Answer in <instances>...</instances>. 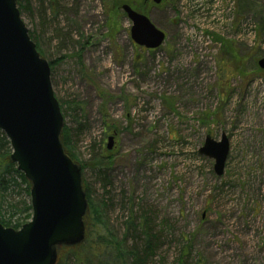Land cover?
Segmentation results:
<instances>
[{
  "label": "rangeland",
  "instance_id": "obj_1",
  "mask_svg": "<svg viewBox=\"0 0 264 264\" xmlns=\"http://www.w3.org/2000/svg\"><path fill=\"white\" fill-rule=\"evenodd\" d=\"M17 1L42 58L62 60L51 68L54 94L104 211L106 228L89 223L90 241L108 229L143 253L145 236L126 223L146 214L154 248L143 264H178L183 254L186 264H264V0L150 4L146 14L167 36L154 51L133 43L122 11L110 25L102 0ZM224 41L244 73L225 74ZM223 135L230 153L219 177L199 151ZM112 136L100 174L91 163ZM25 190L7 193L2 214L28 200Z\"/></svg>",
  "mask_w": 264,
  "mask_h": 264
},
{
  "label": "water",
  "instance_id": "obj_2",
  "mask_svg": "<svg viewBox=\"0 0 264 264\" xmlns=\"http://www.w3.org/2000/svg\"><path fill=\"white\" fill-rule=\"evenodd\" d=\"M122 11L132 23L130 36L137 46L157 50L165 43L166 34L149 16L127 4ZM258 66L264 70V59ZM64 127L49 62L31 39L17 0H0V130L10 142L11 162L31 184L32 206L31 221L20 230L0 223V264H57L59 248L86 240L89 204L83 170L64 150ZM199 152L215 160L214 171L222 177L230 153L227 136L220 142L207 136Z\"/></svg>",
  "mask_w": 264,
  "mask_h": 264
},
{
  "label": "trees",
  "instance_id": "obj_3",
  "mask_svg": "<svg viewBox=\"0 0 264 264\" xmlns=\"http://www.w3.org/2000/svg\"><path fill=\"white\" fill-rule=\"evenodd\" d=\"M166 0L163 1L165 3ZM105 9L110 13V25H116L115 13H120L122 6L124 4L130 5L134 10L142 13H147V7L151 3H147L145 0H102ZM20 12L22 14L24 7L19 5ZM114 19V20H113ZM30 36L33 41L36 42L34 36L30 33ZM223 41V40H220ZM37 49L42 55L39 43L36 42ZM222 52L224 53V58H226V64L229 68L224 69L225 74L227 75L229 71H232V74L243 72V66L241 64V59L237 56V51L234 46L224 41L222 46ZM228 58V60H227ZM61 59L54 61L51 64L52 70L61 63ZM244 73V72H243ZM242 74V73H241ZM61 104V103H60ZM66 105V104H64ZM64 105H61L62 112L64 114ZM72 131L66 125L62 133V144L65 152L72 158L74 162L77 163L76 157L72 154ZM107 148L103 150L102 157L96 158L91 166L93 169L98 170L101 174L104 170L110 166L111 161H109V156H105L107 153ZM110 153V152H109ZM12 154L11 145L6 135L0 130V223L6 228H13L15 230L21 229L26 223H28L32 218V206L30 200V190L31 184L26 180L25 176L18 171L17 166L13 164L10 160ZM82 170L85 171L87 166L81 164ZM26 185V196L28 200L19 203V205H11L10 211L4 209L8 212V217L2 210L5 205V197L7 193L13 188L20 187V183ZM84 190L87 195L89 211L85 217V226H86V240L79 246L76 247H61L58 250L59 259L57 264H143V259L147 255L146 253L152 252L154 248V239L152 234L153 220L150 215H142L138 220V224L134 221L133 217L128 220L126 223L127 230L130 232H137L141 230L142 234L145 236V241L143 243V253L136 252V250H128L126 247L125 238L123 240H118L114 235L113 231L106 229L104 235H99L96 240L90 241V228L89 223L94 222L101 228H106L103 209L95 205L91 199V193L89 187L84 184ZM3 207V208H2ZM5 215V216H4ZM21 215L24 217L23 220H17L15 223L14 216ZM21 217V218H22ZM145 252V253H144ZM184 254L178 259V264H186L183 261ZM201 262V261H200Z\"/></svg>",
  "mask_w": 264,
  "mask_h": 264
},
{
  "label": "flooded vegetation",
  "instance_id": "obj_4",
  "mask_svg": "<svg viewBox=\"0 0 264 264\" xmlns=\"http://www.w3.org/2000/svg\"><path fill=\"white\" fill-rule=\"evenodd\" d=\"M150 3V1H148Z\"/></svg>",
  "mask_w": 264,
  "mask_h": 264
}]
</instances>
